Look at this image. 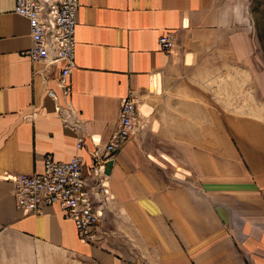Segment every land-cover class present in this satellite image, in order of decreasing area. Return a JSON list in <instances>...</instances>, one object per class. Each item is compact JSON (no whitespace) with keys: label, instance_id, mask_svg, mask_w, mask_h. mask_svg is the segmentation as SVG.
<instances>
[{"label":"crops","instance_id":"crops-1","mask_svg":"<svg viewBox=\"0 0 264 264\" xmlns=\"http://www.w3.org/2000/svg\"><path fill=\"white\" fill-rule=\"evenodd\" d=\"M15 5L0 0V264H264V0H80L72 98L87 148L111 139L131 90L143 126L107 165L114 196L97 202L93 243L59 206H16L10 175L43 173L48 154L91 159L43 63L22 54L30 23Z\"/></svg>","mask_w":264,"mask_h":264},{"label":"built area","instance_id":"built-area-1","mask_svg":"<svg viewBox=\"0 0 264 264\" xmlns=\"http://www.w3.org/2000/svg\"><path fill=\"white\" fill-rule=\"evenodd\" d=\"M79 6L80 0H16L15 11L30 23L32 44L22 54L33 63H43L37 73L46 86V93L53 99L63 126L76 135L77 151L86 149L91 163L86 165L79 154L68 162L56 161L48 154L43 173L15 174L9 179L16 206L25 215H41L47 207L59 206L74 222L81 242L93 243L101 222L97 202L113 198L107 165L116 161L119 152L143 126L141 98L137 91L131 90L121 101L111 139L87 148L90 137L87 122L81 118L72 98ZM159 44L163 51L172 54L177 44L176 32L161 35ZM52 81L60 93L50 85Z\"/></svg>","mask_w":264,"mask_h":264},{"label":"rangeland","instance_id":"rangeland-1","mask_svg":"<svg viewBox=\"0 0 264 264\" xmlns=\"http://www.w3.org/2000/svg\"><path fill=\"white\" fill-rule=\"evenodd\" d=\"M249 1L251 2V8H252V4H255L257 2V0H249ZM254 18H255V22H256L255 26L257 29V31L255 32L257 34V35L255 34V37H256L255 41H256V45H257L256 51H264V13L261 12L259 15L254 14ZM176 34H177V32H176ZM177 49L178 48H177V44H176L174 51Z\"/></svg>","mask_w":264,"mask_h":264}]
</instances>
